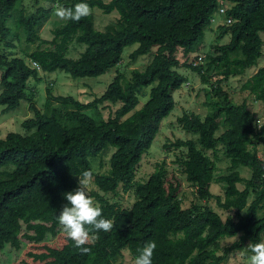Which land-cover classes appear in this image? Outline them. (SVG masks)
Masks as SVG:
<instances>
[{"label": "trees", "instance_id": "trees-1", "mask_svg": "<svg viewBox=\"0 0 264 264\" xmlns=\"http://www.w3.org/2000/svg\"><path fill=\"white\" fill-rule=\"evenodd\" d=\"M25 1L0 0L1 112L15 110L21 100L33 112L20 123L24 132L0 137V252L6 244L15 250L27 245L33 264H115L127 249L133 263L137 250L155 241L152 264H220L232 250L246 248L251 254L249 245L264 236V215H259L264 203V117H256L246 100L234 102L223 83L242 75L262 54L264 0H84L117 18L103 29L96 26L93 13L78 22L64 21L49 41L41 39L39 29L54 13L55 3L72 7L81 0H30L29 11ZM224 2L225 16L219 13ZM217 14L224 17L217 37L229 39L190 58L200 50L205 29L212 28ZM18 32L26 42L39 40L47 46L11 54L15 44L10 38H18ZM72 42L83 47L76 57L68 55ZM133 44L130 61L152 54L142 69H132L129 77L116 70L104 90L85 102L55 95L49 84L43 108L36 106L30 78L40 80L41 74L56 70L72 78L99 77L117 69L124 48ZM181 67L208 85L211 108L204 117L184 111L177 123L190 137L163 144L167 153L178 151L180 172L195 191L188 206L183 205L182 176L169 170L164 159L146 180L135 178L144 153L175 107L173 92L188 81L178 71ZM149 85L138 107L141 90ZM241 90L264 103V66L246 77ZM103 104L116 107L107 118L100 117ZM88 109L97 116L88 115ZM218 144L229 161L227 172L217 179L223 183L221 194L212 191L215 168L207 154ZM107 150L106 170L94 172L93 160ZM240 166L249 170L247 178ZM85 170L93 173L96 190L90 194L114 227L94 232L98 239L85 245L90 252L81 254L57 217L67 203L63 194L74 190ZM119 188L134 195L129 207L106 197ZM212 199L224 216L211 207ZM234 234L237 243H223ZM52 237L55 242L48 241Z\"/></svg>", "mask_w": 264, "mask_h": 264}, {"label": "rangeland", "instance_id": "rangeland-1", "mask_svg": "<svg viewBox=\"0 0 264 264\" xmlns=\"http://www.w3.org/2000/svg\"><path fill=\"white\" fill-rule=\"evenodd\" d=\"M30 0H26L23 5L26 11L32 9L30 6ZM47 4V2H45ZM223 5V6H222ZM222 7H227L228 3L224 2ZM55 7L59 6L55 3ZM56 9V8H55ZM93 18L96 26L99 29L105 28L110 22H114L117 18V14L114 12L110 14H103L99 11V9L92 8ZM224 17L222 15H216V21L214 22L212 28L209 27L205 29L204 37L202 41L199 43L200 50L197 53H192L191 57L203 56L205 51L209 50L212 45L222 44L229 39V36H225L223 39L217 37L219 29L218 24L222 23ZM64 21L59 20L55 16V10L52 15H50L39 29V35L42 40H51L53 34L52 30L63 23ZM18 38L13 36L10 38V41L15 45L11 47V54L22 55V53H28L38 46L45 47L46 43H42L39 40L35 42H26L25 37L21 32H18ZM260 36L263 40L262 45V54L258 58L255 65L250 66L245 70L242 75L230 76L224 83L223 86L231 95V98L234 102L240 103L243 100H246L252 111H254L256 117L263 118L264 117V103L259 100H255L254 97L248 94L246 91L241 90V84L246 79L247 76L254 73L258 67L264 66V31L260 32ZM136 44L127 46L124 48L122 52L123 61L117 66V69L112 68L106 71L103 75L99 77H81V78H72L64 71L56 70L50 73H44L43 75L40 72L41 79L35 80L30 78L28 83V87L33 88L34 90V98L33 100L36 103V106L40 109L43 108V104L46 98V88L50 84L52 86V92L55 95H72L80 101H88L92 99L94 96L99 95L107 83L111 80V78L115 75L118 70L124 76L129 77L130 71L134 68L142 69L152 57V54L141 55L137 58L136 61L132 62L129 59V52L133 50ZM82 46H77L74 42L69 45L68 55L72 57L78 56L80 51H82ZM33 67L37 69L36 66L32 64ZM183 75L187 76V83L183 84L182 87L173 92V96L175 98V107L171 111V113L163 120L161 128L157 135L155 136L150 148L144 153L139 165L137 166L135 178L140 181L146 180L148 175L155 170V165L157 161H161L164 159L168 166L169 170L177 171L183 179V187L184 194L182 196L183 205L188 206L192 201H195V191L189 185V183L185 180L183 174L180 172V165L176 162V154L178 151H172L167 153L164 149L163 144L167 142L168 139L182 138L186 139L190 137V134L185 132L180 125L177 123V117L182 115L184 111L186 112H194L199 114L201 117H204L206 113L210 111V106L208 105V101L210 100V95L208 93V85L201 82L199 75L196 72L188 68L181 67L178 70ZM216 78L214 76L211 81ZM151 85L142 88L141 96L139 97L138 107L144 103L145 98L142 94L148 95L149 89ZM1 90V86H0ZM115 106L110 108L109 105L100 106V117L107 118L110 113L115 110ZM2 106H0V137L5 136L8 132H24V129L21 127L20 123L22 120L29 118L33 115V112L29 110V103L26 100H21L20 106L15 110L9 111L7 113L1 112ZM88 115L93 114V117H96V113L93 109H88L85 111ZM94 112V113H92ZM110 151L107 150L103 155L97 157L93 160V170L96 173L105 171L108 165ZM207 154L214 162V178L216 181L212 184V191L216 194L223 193V183L218 179V176L224 174L228 170V158L225 156L223 147L218 144L214 151H207ZM259 155H262L261 147ZM241 176L247 178L250 174L249 170L245 167H239ZM242 188V185H239ZM90 189L96 190L95 185H90ZM90 191V192H91ZM106 197L110 201H116L122 204L125 207H129L131 203L134 201V195L130 192H123L120 188L118 189L117 194H107ZM212 208H215L218 212H220L223 216L226 212L223 211L218 205H216L215 200L212 199L209 201ZM259 215H264V203L259 210ZM233 238H228L223 241L224 244H230ZM49 242H55L56 238H49ZM264 241V236H263ZM222 244V245H224ZM246 249V248H245ZM245 249H238L230 251L225 259L220 264H249V256L251 254L247 253ZM29 250L28 246H22L20 249L15 250L12 247H9L8 244L5 245L3 250L0 252V259L6 261L4 264H25L26 261L28 264H33L31 262V257L27 256L26 252ZM115 264H133L129 251L124 249L122 254H120L116 260Z\"/></svg>", "mask_w": 264, "mask_h": 264}, {"label": "clouds", "instance_id": "clouds-1", "mask_svg": "<svg viewBox=\"0 0 264 264\" xmlns=\"http://www.w3.org/2000/svg\"><path fill=\"white\" fill-rule=\"evenodd\" d=\"M91 14L92 8L84 0L72 7L57 6L55 9V16L62 21L78 22ZM92 182L93 173L89 170L83 171L74 190L63 194L67 203L62 206L57 217L67 238L73 241L81 254L90 252L91 249L85 245L93 244L98 239V236L93 235L94 232L101 230L109 232L114 227V222L104 218L100 204L90 194ZM227 219L226 216L224 223ZM232 236L233 239L229 243H237L238 234ZM155 248V241L146 242L137 250L138 254L133 258V264H152ZM249 250L251 252L249 264H264V241L250 244Z\"/></svg>", "mask_w": 264, "mask_h": 264}, {"label": "built area", "instance_id": "built-area-1", "mask_svg": "<svg viewBox=\"0 0 264 264\" xmlns=\"http://www.w3.org/2000/svg\"><path fill=\"white\" fill-rule=\"evenodd\" d=\"M225 9H226V6H225V7H222V6H221V7L219 8V13H220V14H224V16H225ZM213 20H215V18L212 19V21H213ZM215 21H216V20H215ZM226 21H227V22H230L231 20H230L229 18H227ZM197 61H199V60H197ZM197 61H194V63H197ZM32 64H33L34 66H36L37 69L39 68V65H38L36 62L33 61Z\"/></svg>", "mask_w": 264, "mask_h": 264}]
</instances>
